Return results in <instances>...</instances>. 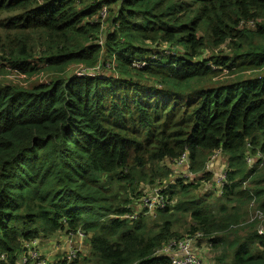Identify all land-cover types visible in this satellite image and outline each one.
Segmentation results:
<instances>
[{"label": "trees", "instance_id": "1", "mask_svg": "<svg viewBox=\"0 0 264 264\" xmlns=\"http://www.w3.org/2000/svg\"><path fill=\"white\" fill-rule=\"evenodd\" d=\"M12 72L52 78L0 83V255L82 231L75 264H170L159 248L202 233L206 264H264V0H0ZM184 154L202 177L166 189Z\"/></svg>", "mask_w": 264, "mask_h": 264}, {"label": "built area", "instance_id": "2", "mask_svg": "<svg viewBox=\"0 0 264 264\" xmlns=\"http://www.w3.org/2000/svg\"><path fill=\"white\" fill-rule=\"evenodd\" d=\"M255 21L253 20H241L238 27H254ZM102 43V42H101ZM158 56H151L150 61L156 60ZM149 62H143L142 65L145 66ZM70 70L77 76H95L96 73L100 72V67L96 66L93 68L85 67L83 64H75L70 67ZM49 81V79L47 80ZM46 82V81H45ZM220 151H218V154ZM250 160V158H249ZM179 164L188 165L187 154L178 160ZM217 181L222 186L227 183L226 172H223L218 176ZM163 189L161 186H156L153 188L150 194L143 198L141 210H146L152 217L155 218V213L157 209L166 207V198L163 194ZM137 214L126 215L127 218L136 219ZM255 217L264 221V216L262 213L256 211ZM259 234L264 240V227H260L258 230ZM69 235L77 236L81 240H85L86 236L82 231L76 233H69ZM203 234L198 233L195 237H184L179 240H170L164 246L159 248L157 251V256L163 255L169 258L170 264H205V259L198 253V245L195 244L196 239L202 238ZM38 241L27 242L26 247L18 254L15 260L10 261L6 254L0 255V264H75V260L79 257V250L69 249L67 254L57 258V260L48 259L40 250Z\"/></svg>", "mask_w": 264, "mask_h": 264}, {"label": "rangeland", "instance_id": "3", "mask_svg": "<svg viewBox=\"0 0 264 264\" xmlns=\"http://www.w3.org/2000/svg\"><path fill=\"white\" fill-rule=\"evenodd\" d=\"M248 74H252V73H248ZM51 78H52L51 74H45L44 72L37 73V74H31V75L22 74L20 76L16 75L15 72H12V73H2L0 75V83H2V82H11V83H15V84H18V85L31 87L34 84H37V83H40V82H45L48 79L50 80ZM220 157L222 159V163L221 164L227 162L226 159L224 160L222 158V156H220ZM221 159H220V162H221ZM248 160H249V158H248ZM168 166L171 168V165H168ZM184 171H188V175L184 176V174H182L181 172L176 174V172H172L171 171L170 178L167 179V181L164 182L165 185L168 184L166 189L169 188V187L172 188V186L176 184V181L179 178H184V179L188 178L190 181L197 180V178L194 176V174L189 171L188 165H186V169ZM222 171L218 172V174H214V175L215 176H219L222 173ZM212 172L215 173L214 170H212ZM187 181L188 180H185V182H187ZM208 186L209 185L207 184V188H208ZM199 189L201 190L202 187H200ZM197 192H200V191H197ZM163 194H164V196L166 198L165 188L163 189ZM260 227H264V221L263 222L259 221V224L257 226V230H259ZM74 240H75V244L72 245L71 241H74ZM77 240H79V238L77 236H72V235L66 234V232H59V233H56V234H54L53 236H51L49 238H40L39 239V242H40L39 247H40V250L42 251V253L48 259L57 260V258L63 256L64 254H67L69 249H77V248L79 249L80 248L82 250V249L88 248V243H87L86 239L82 240L83 241V243H82L83 245L82 246H80V244H79V242ZM47 243H48V245H52L53 249H56V248L59 249L58 252L55 253V255L53 257L46 252L47 251L46 249H43V246L45 244H47ZM63 246H66V249H62ZM70 246H71V248H70ZM198 247H199L200 250H202L203 245H198ZM81 254L84 255V256L88 255V254L85 255L82 251H81ZM77 264H86V262H84V259H79V262Z\"/></svg>", "mask_w": 264, "mask_h": 264}, {"label": "crops", "instance_id": "4", "mask_svg": "<svg viewBox=\"0 0 264 264\" xmlns=\"http://www.w3.org/2000/svg\"><path fill=\"white\" fill-rule=\"evenodd\" d=\"M220 156H222V154L221 153H216V154H214L212 157H211V159H210V161H209V163H208V168H209V171H212V170H214L215 171V174H218V172H221L222 170H224L225 168H226V166H225V164L226 163H223V164H221L222 163V159H221V157ZM188 159V158H187ZM220 159H221V162H220ZM167 164L168 165H171V168H172V170H174V172H176V174L177 173H179V172H181L182 174H184V176H186V175H188V171H184L185 169H186V164L184 163V164H179V163H177L176 165H172V163L171 162H167ZM194 176L197 178V179H199V178H201L202 177V173H198V174H194ZM217 177L218 176H215V182H216V189H218L219 190V194L221 193V190L219 189L220 188V183L217 181ZM207 188V187H206ZM214 190V186L213 187H211L210 188V192L211 191H213ZM150 193V192H149ZM140 208H141V206H140ZM87 240V239H86ZM78 242H79V244H80V246H82L83 244V241L82 240H77ZM87 243H88V248H85V249H78L79 250V252L81 253V251L86 255V254H90V252H91V250H92V247H91V244L88 242V240H87ZM71 244L73 245V244H75V240L74 241H71ZM38 245H40V242L38 241ZM70 248H71V246H70ZM43 249H46L47 251V253L48 254H50L52 257L55 255V253H57L58 252V248H56V249H53V247H52V245H48V243L47 244H45L44 246H43ZM62 249H66V246H63L62 247ZM200 252V251H199ZM203 257V256H202ZM204 258V257H203ZM205 259V258H204ZM205 262L207 263V260L205 259ZM209 263V262H208Z\"/></svg>", "mask_w": 264, "mask_h": 264}]
</instances>
